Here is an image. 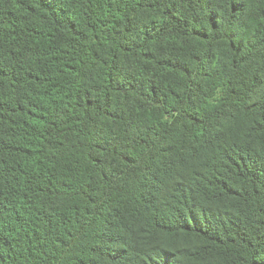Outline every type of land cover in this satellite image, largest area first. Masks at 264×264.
<instances>
[{
	"label": "trees",
	"instance_id": "16d2710c",
	"mask_svg": "<svg viewBox=\"0 0 264 264\" xmlns=\"http://www.w3.org/2000/svg\"><path fill=\"white\" fill-rule=\"evenodd\" d=\"M0 264H264V0H0Z\"/></svg>",
	"mask_w": 264,
	"mask_h": 264
}]
</instances>
